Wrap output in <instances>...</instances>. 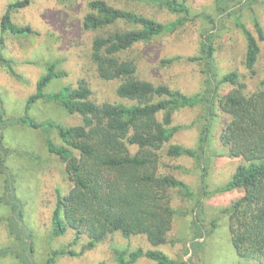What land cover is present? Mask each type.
<instances>
[{
	"label": "trees",
	"instance_id": "trees-1",
	"mask_svg": "<svg viewBox=\"0 0 264 264\" xmlns=\"http://www.w3.org/2000/svg\"><path fill=\"white\" fill-rule=\"evenodd\" d=\"M126 1L158 4L179 16L163 23L107 0L88 1V12L82 20L83 29L105 30L120 23L135 25L134 28L96 35L90 44L89 57L97 76L118 82L114 93L120 100L97 102L84 78L79 79L76 86L63 85L57 91L46 92L45 88L53 80L67 75L66 71L56 69L55 62H50L36 81L35 92L27 98L23 114L15 120L40 129L44 133L47 151L65 164V174L71 187L67 193L56 197L50 216L52 234L61 235L72 229L75 240L85 234L87 242L84 249H92L114 232H119L124 238L143 235L150 245H162L167 242L175 213L170 195V190L174 189L192 202V213L199 212L192 220V230L196 238L201 236L204 228L199 217L201 198L175 175L159 173V167L163 155L193 158L200 168L202 195L207 193L205 179L211 157L209 136L218 105L230 116L219 135V143L228 157H241L245 162L238 164L231 177L216 190L243 191L239 198L223 209L228 216L231 241L239 258L264 264V84L249 94L245 92L246 85L239 80L238 72L231 70L219 75L214 58V31L220 27L217 18L211 15H204L210 27L199 34L198 53L188 57V60L200 64L203 77L201 89L196 94L188 95L168 84L139 78L135 60L122 58V53L137 44L175 31L185 23L189 8L186 0ZM215 1L218 15L231 17L239 26L245 41L242 63L253 71L260 53L259 40L264 41L261 24L257 18L253 19L256 37L241 20L239 11L243 7L226 5V0ZM253 1L261 0H244L238 4L245 6ZM30 2L16 0L8 3L0 18V31L14 36L33 33L30 25H19L12 20V12ZM2 44L0 37V47ZM174 60L176 57L162 59L161 62L169 64ZM0 62L13 73L10 60L1 54ZM222 84L233 87L221 95ZM37 99L58 103L68 113L77 115L80 123L64 125L50 119L36 121L29 110ZM194 106L203 108L197 145L193 148L172 143L180 128L173 124L174 113ZM5 127L0 111V173L5 177V192L0 201L11 206L10 229L20 250L0 247V257L11 253L21 258L22 264H33L30 258L32 237L24 232L20 199L15 194L13 175L5 165L10 153L4 144ZM51 130L56 131L60 144L52 141ZM211 226L215 227L214 220ZM64 254L79 253L66 247L50 249L45 264H52L57 256ZM113 255L114 264H134L140 258L156 264L190 262L189 258L182 261L172 259L154 248H113Z\"/></svg>",
	"mask_w": 264,
	"mask_h": 264
},
{
	"label": "rangeland",
	"instance_id": "rangeland-1",
	"mask_svg": "<svg viewBox=\"0 0 264 264\" xmlns=\"http://www.w3.org/2000/svg\"><path fill=\"white\" fill-rule=\"evenodd\" d=\"M0 0V18L10 2ZM89 0H31L29 5L12 12V20L19 25H30L33 33L14 36L1 32L3 44L0 54L7 60L13 73L0 62V111L6 127L4 144L10 149L5 165L13 175L16 196L20 199L23 211L21 224L33 241L30 258L33 264H45L50 249L66 247L78 255H59L52 264H114L113 248L159 249L170 258L182 261L190 259L189 264H258L243 260L235 252L229 231L228 216L223 209L239 198L243 191H217L234 173L238 164L245 161L241 157H228L219 143V135L230 116L215 107L209 136L210 162L206 174L207 193L202 195L200 168L188 156L168 157L163 155L159 167L161 174H173L186 182L199 198L202 210L200 223L204 227L202 235L193 233V204L177 190L171 189V206L175 210L172 225L167 234V242L156 247L150 245L143 235L124 238L119 232L109 234L92 249H84L87 236L81 234L75 240V232L68 229L61 235L52 234L50 216L58 194L69 191L71 183L65 174V164L56 155L47 151L44 133L37 128L16 122L25 108L27 98L35 92L38 78L45 73L47 64L56 63V69L66 71L67 75L53 80L46 92L57 91L63 85L76 86L84 78L93 91V98L101 103L105 100L118 101L114 90L115 80H102L97 76L89 57L90 44L96 35L116 29L134 28L132 24L112 25L105 30H85L82 27L84 15L88 12ZM115 6L134 11L154 20L168 23L179 16L158 4L145 1L107 0ZM181 1V0H179ZM244 0H226V5L243 7L239 13L241 20L254 33L253 19L257 18L264 30V0L253 1L245 6L238 4ZM189 14L185 23L171 33H164L152 40L135 45L122 53V58H133L138 65L137 76L153 83H165L180 89L188 95L196 94L202 86L200 64L188 60L198 53L199 34L209 28L204 15L217 18L219 29L215 30V64L219 75L234 70L239 80L246 85L245 92L252 93L264 84V41L259 40L260 53L253 71L243 63L245 41L239 26L231 17L218 15L215 0H186ZM237 5V6H236ZM176 57L169 64L162 59ZM233 86L222 84L220 94ZM36 121L47 119L64 125L80 123V118L65 111L58 103L37 99L29 110ZM203 108L201 106L183 108L173 115V124L180 128L171 142L186 147L197 145L202 126ZM56 144L61 141L56 131L49 133ZM5 177L0 173V197L4 196ZM11 206L0 201V247L20 250L18 241L10 229ZM214 220L215 227L211 226ZM0 264H22L15 254L0 257ZM134 264H156L140 258Z\"/></svg>",
	"mask_w": 264,
	"mask_h": 264
}]
</instances>
